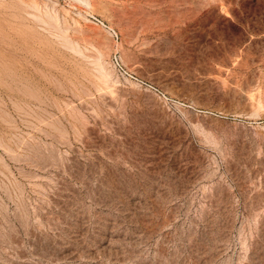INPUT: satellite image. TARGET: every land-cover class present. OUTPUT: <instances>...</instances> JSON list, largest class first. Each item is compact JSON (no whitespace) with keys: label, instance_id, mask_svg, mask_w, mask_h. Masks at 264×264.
Segmentation results:
<instances>
[{"label":"rangeland","instance_id":"rangeland-1","mask_svg":"<svg viewBox=\"0 0 264 264\" xmlns=\"http://www.w3.org/2000/svg\"><path fill=\"white\" fill-rule=\"evenodd\" d=\"M0 264H264V0H0Z\"/></svg>","mask_w":264,"mask_h":264},{"label":"built area","instance_id":"built-area-1","mask_svg":"<svg viewBox=\"0 0 264 264\" xmlns=\"http://www.w3.org/2000/svg\"><path fill=\"white\" fill-rule=\"evenodd\" d=\"M96 23L103 26L107 32H109L113 37H117V32L110 26L107 25L103 20L100 18H95Z\"/></svg>","mask_w":264,"mask_h":264},{"label":"bare ground","instance_id":"bare-ground-1","mask_svg":"<svg viewBox=\"0 0 264 264\" xmlns=\"http://www.w3.org/2000/svg\"><path fill=\"white\" fill-rule=\"evenodd\" d=\"M87 5V4H86ZM143 44V43H142ZM99 53V52H98ZM100 55V54H99ZM103 74V73H102ZM103 77V76H102ZM99 81H101V80H99Z\"/></svg>","mask_w":264,"mask_h":264}]
</instances>
